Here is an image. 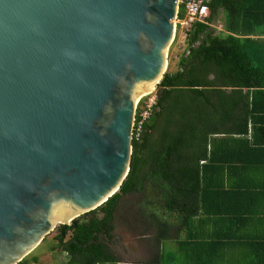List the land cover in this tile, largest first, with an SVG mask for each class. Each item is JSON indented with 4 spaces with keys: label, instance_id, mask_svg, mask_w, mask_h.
Segmentation results:
<instances>
[{
    "label": "water",
    "instance_id": "obj_1",
    "mask_svg": "<svg viewBox=\"0 0 264 264\" xmlns=\"http://www.w3.org/2000/svg\"><path fill=\"white\" fill-rule=\"evenodd\" d=\"M176 0H0V264L126 174L135 98L165 69Z\"/></svg>",
    "mask_w": 264,
    "mask_h": 264
},
{
    "label": "trees",
    "instance_id": "obj_2",
    "mask_svg": "<svg viewBox=\"0 0 264 264\" xmlns=\"http://www.w3.org/2000/svg\"><path fill=\"white\" fill-rule=\"evenodd\" d=\"M207 5V21L221 7L224 32L193 23L188 52L163 71L140 137L130 138L117 190L54 226L62 264L117 260L113 218L130 195L128 226L150 235V263L264 264V42L249 37L264 35V0ZM166 241L174 248L168 255L158 250Z\"/></svg>",
    "mask_w": 264,
    "mask_h": 264
},
{
    "label": "rangeland",
    "instance_id": "obj_3",
    "mask_svg": "<svg viewBox=\"0 0 264 264\" xmlns=\"http://www.w3.org/2000/svg\"><path fill=\"white\" fill-rule=\"evenodd\" d=\"M201 34H199L200 36ZM188 35L186 38L182 37L181 32L174 30V35L168 46L166 47V56H165V69L172 71L175 69L176 64L175 60L177 58V53L180 51V47H184V44L187 42ZM200 38V37H199ZM193 45L197 41L192 42ZM155 88V85L154 87ZM123 204L121 203L115 210V215L113 218V237L109 244L112 252L116 255V258L120 261H126L127 257L132 256L138 262L147 260L148 264L150 263L151 257H147V253L152 248L151 240L147 239L148 237H143L140 234L141 227L134 224V228L128 226V221H131V209L135 205V199L133 196H126L122 199ZM56 230L53 228L43 238L38 242V244L31 249L23 258L24 264H62L65 259V254L55 247L54 234ZM163 245V243H162ZM128 246L133 247L136 250V254H130L127 251ZM166 248V247H165ZM165 248L163 246L159 247V253H164ZM35 257V261H32V257ZM147 257V259H146ZM145 263V264H147ZM100 264H114L112 262H104Z\"/></svg>",
    "mask_w": 264,
    "mask_h": 264
},
{
    "label": "built area",
    "instance_id": "obj_4",
    "mask_svg": "<svg viewBox=\"0 0 264 264\" xmlns=\"http://www.w3.org/2000/svg\"><path fill=\"white\" fill-rule=\"evenodd\" d=\"M209 0H176V9L173 20L174 30L181 32L182 37L186 38L189 31L193 28L194 22H200L207 26H212L210 21L206 20L209 14L208 9ZM198 39H196L197 41ZM193 45V43H191ZM189 43H185L183 53L188 52ZM155 106V88L150 91L140 94L134 101L132 109V118L130 123V138L135 139L140 137L141 130L145 120L151 114Z\"/></svg>",
    "mask_w": 264,
    "mask_h": 264
},
{
    "label": "crops",
    "instance_id": "obj_5",
    "mask_svg": "<svg viewBox=\"0 0 264 264\" xmlns=\"http://www.w3.org/2000/svg\"><path fill=\"white\" fill-rule=\"evenodd\" d=\"M224 18H225L224 13H223L221 7H219V8L217 9V13H216V15H215V16L213 17V19L210 21V22L212 23V26H208V27H211L214 33L224 32V31H223V27H222V25H223V23H224ZM260 29H264V26H261ZM199 37L201 38V35H200V36L198 35L197 39H198ZM249 37L252 38V39L262 40V41L264 42V35H249ZM195 40H196V39H195ZM195 40H193V41H195ZM193 41H192V42H193ZM198 41H199V40H197V42H198ZM196 44H197V43H196ZM196 44H195V45H196ZM193 46H194V45H193ZM181 55H185V54L183 53V47H182V48L180 47V51L177 53V58H178L179 56H181ZM177 58H176V60H175V64H176ZM176 67H177V65H176ZM176 67H175V68H176ZM207 76H208V77H211V76H212V73H211V72L208 73ZM228 89H229V88H225V90H228ZM141 235H142V234H141ZM143 237H148L147 239L151 240L149 234H143ZM151 246H152V243H151ZM161 246H163V248L166 247L165 250H164V253H165L166 255H168L169 253H171V252L174 250V248H173V243L170 242V241H166V242H164L163 245L161 244ZM127 251H128L130 254H134V255L136 254V250H134L133 247L131 248L130 246H128ZM63 253H64V252H63ZM148 256H150L151 258H152V257L155 258V248H154L153 246H152V248L149 250V252L147 253V257H148ZM147 257H146V259H147ZM157 259H159L158 252H157ZM147 261H148V259H147V260H143L142 262H138L136 259H134L132 256H130V257H127V260H126V261H120V260L117 259L114 263H115V264H145V263H147ZM147 264H148V263H147ZM151 264H156V262H155V263H151Z\"/></svg>",
    "mask_w": 264,
    "mask_h": 264
},
{
    "label": "bare ground",
    "instance_id": "obj_6",
    "mask_svg": "<svg viewBox=\"0 0 264 264\" xmlns=\"http://www.w3.org/2000/svg\"><path fill=\"white\" fill-rule=\"evenodd\" d=\"M155 80H156V79H155ZM155 80H154V82H155ZM154 82L151 84V86L149 87V89H147V90H143L142 93H145V92L150 91V90L153 88V84H154ZM142 93H140V94H142ZM138 96H139V95H138ZM138 96H137V97H138ZM137 97H136V98H137ZM136 98H135V99H136Z\"/></svg>",
    "mask_w": 264,
    "mask_h": 264
}]
</instances>
